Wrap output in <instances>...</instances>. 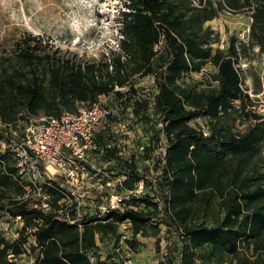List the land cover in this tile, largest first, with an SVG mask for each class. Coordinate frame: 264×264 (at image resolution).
Here are the masks:
<instances>
[{"label":"trees","instance_id":"1","mask_svg":"<svg viewBox=\"0 0 264 264\" xmlns=\"http://www.w3.org/2000/svg\"><path fill=\"white\" fill-rule=\"evenodd\" d=\"M198 1L202 4L199 7L192 5V0H126L125 9L117 18L119 50L106 59L77 60L45 51L36 36L16 40L7 53L0 54V116L5 122L14 120L20 111L28 115L26 121L39 112L56 116L64 110L76 111L101 93L120 96L125 92L137 94L134 112L145 111L140 123H161L154 134L156 139L161 132L166 137L164 151H158L153 162L156 174L147 179L153 182L151 189L162 205V216L155 206L153 210L149 207L154 202L146 195L140 198L145 203L140 211L113 212L104 217L109 218L105 223L85 224L79 232L49 214L27 209L25 202L0 204V211L19 214L26 226L35 227L42 254H35L33 264H103L99 261L95 233L108 232L116 239L117 223L123 220L131 223L130 245L137 233L156 224L165 223L176 236H185L186 250L178 264H195L188 249L209 245L236 251L241 239L256 240L264 233V186L250 184L251 180H260L264 172L243 171L240 165V159L258 151L259 123L241 133H229L221 124L222 118L234 110V101L243 110L250 99L240 86L239 69L234 66L238 57L236 40H228L225 53L218 49L212 52L217 36L212 39V30L204 23L215 18L222 6L211 0ZM252 1L256 6L251 14L250 34H257L256 44L263 48L264 0H223L233 10L249 6ZM161 38L160 48L154 50ZM158 59L161 61L155 63ZM207 63L216 67L213 86L196 92L177 84L182 73L198 72ZM148 74L153 76V94L130 83L133 76ZM126 84L129 85L124 91L114 89ZM128 101L126 96L125 102ZM198 117L209 119L207 132L190 124ZM11 131L0 130V140H7ZM225 153L239 158L238 164L233 167ZM12 163L9 150L0 151V187L18 185ZM142 168L144 175L148 167ZM130 175L134 180L141 176L132 168ZM216 195L224 209L220 222L213 226L183 224L194 198L207 207ZM23 240V235L16 242L0 236V264H15L7 259V253L9 249L15 255L22 252ZM176 247V241L172 242L170 264H176L172 255ZM31 250L33 253V246Z\"/></svg>","mask_w":264,"mask_h":264},{"label":"rangeland","instance_id":"2","mask_svg":"<svg viewBox=\"0 0 264 264\" xmlns=\"http://www.w3.org/2000/svg\"><path fill=\"white\" fill-rule=\"evenodd\" d=\"M124 2L126 0H0V54L7 53L16 40L36 36L40 41L39 47L45 51H56V54L77 60L106 59L119 50L117 44L120 34L117 18L119 12L125 9ZM211 2L221 3L222 6L215 18L204 23V27L212 30L211 38L217 36L216 41L212 43V52L218 49L225 53L228 40L231 37L235 38L238 57L234 65L240 72L241 88L250 98L246 101L243 110L240 109L239 102L234 101V110L222 118L221 124L229 133H241L256 122L259 123L261 139L258 143V151L249 158L246 156L240 159V165L243 171L255 169L264 172V46L260 48L256 44L257 34H250L251 14L256 3L252 1L249 6L233 10L227 7L223 0H211ZM191 3L197 7L202 5L198 0H192ZM255 32L257 33V29ZM222 37H224V46L220 48L219 42ZM159 61L161 59L154 62L159 63ZM215 73L216 67L207 63L198 72L182 73L177 79V84L202 92L215 84ZM151 81V74L135 75L130 83L135 88H143L145 92L147 90L153 94L156 91ZM128 85L126 84L122 90H126ZM42 114L39 112L37 115ZM27 116L20 111L13 118L14 120L6 122L0 116V130L10 128L19 133L25 125ZM190 124L207 132L209 119L198 117ZM141 127L143 131L149 129L155 131L158 126L152 127L144 120ZM225 158L233 167L238 164L239 158L229 153H225ZM17 182L18 185L12 183L0 187V204L10 205L12 200L18 204L24 203L21 186L23 181ZM250 184L251 187L256 184L264 186V176L260 180H251ZM223 215L224 209L219 195L212 197L207 207H204L198 198H194L188 218L183 224L213 226L222 220ZM0 220L3 221L1 230L5 235L10 229H14L4 210L0 211ZM22 222L24 220L18 222V226ZM123 225L126 224L121 225V229L124 230ZM96 233L101 237L98 241V256L103 264H125V262L170 264L169 248L175 241L177 247L172 255L175 257V263L178 264L183 250H186L184 248L186 237L176 236L172 228L165 223L145 228L143 233L134 236L135 241L132 245L128 242L131 238L127 232L123 233L125 237H122V242L120 237L115 239L108 232L102 234V231H96ZM8 236L11 238V233ZM187 252L191 253L195 264H264V233L256 240L241 239L236 251H226L206 245L197 249H188ZM23 258L22 260L17 258L19 264H25L26 259Z\"/></svg>","mask_w":264,"mask_h":264},{"label":"built area","instance_id":"3","mask_svg":"<svg viewBox=\"0 0 264 264\" xmlns=\"http://www.w3.org/2000/svg\"><path fill=\"white\" fill-rule=\"evenodd\" d=\"M161 44L162 38L154 45V50ZM223 46L224 37L219 42V47ZM151 80L153 83L152 75ZM123 87L114 89L124 91ZM126 96L128 102H125ZM136 97L134 93L121 92L120 96L114 92L101 93L92 102L82 103L76 111L64 110L56 116H29L19 133L12 130L7 140H0V151L9 150L15 176L19 182L23 181V201L27 209L49 214L79 232L85 224L105 223L109 218L104 217L113 212L140 211L145 208L140 198L146 195L154 202L149 207L153 210L155 206L162 216V205L151 189L153 182L147 179L156 174L153 162L158 151L163 150L166 137L161 132L156 139L153 130L141 129L140 118L145 111L134 112ZM151 126L161 127L162 124ZM142 166L148 167L144 175ZM130 167L141 174L138 179H131ZM7 217L14 229L5 235L0 220V236L9 242L24 237L22 252L15 255L9 249L7 259L19 264L17 258L24 257L25 264H33L35 254H42L36 242L35 227L26 226L24 222L18 226L23 220L19 214L7 212ZM124 223L126 231L121 229ZM124 232L132 238L128 220L117 223L116 237L121 238L120 242L125 237ZM95 240L99 246L97 233ZM31 246L35 249L33 253Z\"/></svg>","mask_w":264,"mask_h":264}]
</instances>
